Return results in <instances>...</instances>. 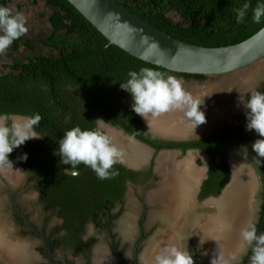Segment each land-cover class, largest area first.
<instances>
[{
    "label": "trees",
    "instance_id": "obj_1",
    "mask_svg": "<svg viewBox=\"0 0 264 264\" xmlns=\"http://www.w3.org/2000/svg\"><path fill=\"white\" fill-rule=\"evenodd\" d=\"M8 1L0 0V5L7 6ZM43 1L50 10L47 17L50 31L39 38V42L49 49V53L30 54L2 65L0 114H39L42 117L34 127L41 138L29 139L21 145L19 158L27 154V160L18 158V163L28 181L34 183L42 211L56 209V216L61 219L60 225L51 233L52 237L47 239L53 253L54 250L87 253L95 239L92 236L87 241L82 239L86 225L93 223L102 227L100 222L115 219L123 209L127 182L143 184L149 176L154 177L152 159L147 171L132 170L118 163L114 167L119 175L112 179H99L82 163L72 170L77 174L64 172L71 166L61 162L62 157L58 154L60 140L66 131L76 126L82 130L95 129L98 117L154 151L168 148L181 152L187 149L208 152L211 157L206 178L198 191V200L219 195L230 176L227 153L234 148L243 150L246 147L262 180L264 205V158L252 151L255 141L243 129L224 125L216 127L208 136L188 141L153 138L143 129V121L133 111V104L126 101L131 93L120 86L129 79L130 71L139 72L143 67L158 70L166 76L203 79L206 75L178 73L145 62L108 43L69 1ZM116 1L168 34L208 47L240 42L264 25V17L259 24L252 20V9L264 0ZM244 3H250L251 7L244 21L237 23L235 9ZM170 12L176 13L179 20H173ZM21 45L33 49L30 41L20 38L6 51H16ZM257 91L264 93V82ZM8 158L13 163L15 148ZM114 208H117L116 212H112ZM62 232L66 234L61 235ZM41 251L45 253L44 246ZM188 251L191 253L190 248ZM247 256L237 264H244Z\"/></svg>",
    "mask_w": 264,
    "mask_h": 264
},
{
    "label": "water",
    "instance_id": "obj_2",
    "mask_svg": "<svg viewBox=\"0 0 264 264\" xmlns=\"http://www.w3.org/2000/svg\"><path fill=\"white\" fill-rule=\"evenodd\" d=\"M69 1L78 11L83 15L85 19H87L107 40L108 43L114 44L129 54L154 65L163 67L167 70L178 72V73H191V74H203V75H225L229 79L234 80L236 85L232 87L233 97L237 100V96H239V89H247L255 84L257 79L264 78V25L257 30L254 34L247 37L246 39L234 43L221 45L216 47H208L204 45H196L193 43H189L187 41L181 40L177 37H174L167 32L159 29L148 21L144 20L140 16L128 10L122 4L118 3L116 0H67ZM136 29L135 32H130L129 29ZM143 35H148L153 37L160 45L159 49H149L147 45L141 43V37ZM233 98V99H234ZM223 99L220 98L217 105L207 106L206 109L210 110L205 112L206 122L202 125L201 131L198 133L191 134L185 137H170L164 136L159 133H156L154 130L150 129L142 116L141 119L143 121L144 127L147 128L150 133L154 137H160L163 139H172V140H185V139H196L201 137V135L209 132L207 131L206 123L210 119L216 118L215 116H219L220 113H225L230 111L231 109H239L241 107V101L235 102L236 104L229 103L225 109ZM206 105V104H205ZM235 106V107H234ZM218 108V109H217ZM21 118V117H29L22 115H10V118ZM121 134L123 130H119ZM125 136L132 140L134 143L138 145H142L145 147L149 154L145 156L143 161H140L139 164H133V162H129L128 159L132 158V152L128 147L122 149L124 156L123 162L121 163L126 168H130L133 170H143L146 169L150 165L151 156L154 153V149L149 145L125 134ZM20 147V146H19ZM18 147V148H19ZM161 151H169L174 154H180L179 150L174 149H161L157 153L159 154ZM199 150L197 149H187L183 156L176 160H181L187 154H197ZM200 152V151H199ZM154 158V167L153 170L157 174V179L154 184H151L150 187H153L152 190L148 192L147 201L148 204L152 207L150 211H148L149 216L151 218L159 217L162 223V227L158 229L156 234L152 236L151 239L148 240V246L143 253L145 264L148 263L145 253L150 250V247L154 246L156 238H160L163 233H165L166 229L171 231L173 235H175V239L179 240L180 231L183 228H187L192 236V238L196 241V246L200 250H205V243L201 239L198 234V227L202 224V217H206L208 215H212L215 213L211 206L210 202L218 203L227 188L230 184L231 179L233 177V165L235 162H239L240 165L246 167L255 183L252 186V190H250V195L248 198V203L251 208V202L253 198V193L256 190L257 179L255 176L252 167L247 164V162L243 159H236L235 155L227 156V164L230 170V176L228 182L223 186L219 195L217 196H209L203 200L197 201L196 195L200 189V185L202 180L205 178V173L203 171L202 176L195 184V193L192 197V205L188 210L182 209L179 213V217H176L174 220L172 217L168 215V208L165 203V198L163 197V192L157 190V181L160 180V175L157 170V156ZM133 164V165H132ZM75 172V171H73ZM76 173V172H75ZM129 200L132 201L131 198ZM13 207L16 209L18 214L23 219V224L29 227L34 233L38 234L43 242L44 248L46 251V258L48 260V264H72L66 262H57L53 259L51 248L43 234H40L29 222L26 216H24L18 209V207L12 202ZM196 206L200 205V207L208 208L204 213L198 212L196 213ZM195 207V208H194ZM249 208V209H250ZM158 211V212H156ZM251 210L249 211V213ZM133 215V214H132ZM132 215L127 217V223H130L132 219ZM173 226V227H172ZM172 228V229H171ZM127 231V230H126ZM131 237V235H128ZM139 242V241H138ZM12 243V242H11ZM241 243V241H240ZM240 243L238 248H236L232 253L239 250ZM23 245V244H22ZM25 245V251L27 252V246ZM136 247V246H135ZM100 250V249H98ZM133 262L131 264H135L136 257V249H134ZM116 253V251H114ZM228 253L226 257L230 254ZM204 254V253H203ZM203 254L201 255L199 261L200 264H203ZM118 256V255H117ZM28 254L24 261L13 263L9 261H5L6 264H27L28 263ZM148 260V259H147ZM95 264H114L113 257L110 254H106L102 249L96 252V256L94 259Z\"/></svg>",
    "mask_w": 264,
    "mask_h": 264
},
{
    "label": "clouds",
    "instance_id": "obj_3",
    "mask_svg": "<svg viewBox=\"0 0 264 264\" xmlns=\"http://www.w3.org/2000/svg\"><path fill=\"white\" fill-rule=\"evenodd\" d=\"M250 7V3H244L242 7L235 9L237 23L244 21ZM262 17H264V3H259L252 9V20L259 24ZM28 31L27 17L22 12H13L11 7L0 5V55H3L14 41L26 35ZM129 31L135 32L136 29L130 28ZM141 43L147 45L149 49L160 48L159 43L148 35L141 37ZM128 76L129 79L120 86L133 96V111L149 124L150 116L158 117L174 110L183 111L194 131L206 122L205 113L201 111L203 101L194 98L192 93L184 88L181 78L173 75L166 76L148 67L141 68L139 72L130 71ZM239 99L248 110L246 112L247 130H255L260 137H264V93L252 90L249 99L245 100L243 95ZM41 119L39 114H35L11 119L9 123L10 117L7 114H0V168L11 163L8 157L14 148L21 147L29 139L41 138V135L34 130ZM98 121L107 125L102 120ZM125 134L122 135L125 136ZM246 149V147L243 148V152L246 153ZM252 151L260 158H264V139H257L252 144ZM58 154L62 157L63 164L71 166L64 169L65 173L77 174L72 170L82 163L90 167L101 180L112 179L119 175V171L114 166L122 163L124 156L123 150L100 126L90 130H82L76 126L66 131L59 142ZM19 159L27 160V154ZM257 223L258 221L249 220L241 229L238 252L225 257L219 251L218 258L214 257L211 264H237L241 258L240 254L247 253L249 249L251 250L249 264H264V232L258 234ZM230 229L231 224H221V231ZM93 230L94 225L91 223L86 225V232L82 239L87 241L93 235ZM64 234L66 233H61V235ZM154 264H195V262L189 251L173 245L161 249L154 258Z\"/></svg>",
    "mask_w": 264,
    "mask_h": 264
},
{
    "label": "rangeland",
    "instance_id": "obj_4",
    "mask_svg": "<svg viewBox=\"0 0 264 264\" xmlns=\"http://www.w3.org/2000/svg\"><path fill=\"white\" fill-rule=\"evenodd\" d=\"M7 6L11 7L13 12H16V11L22 12L27 17V26L29 27V31L26 35L22 36L21 38L23 40L30 41L33 49L31 50L21 45L16 51H10V52L6 51L3 55H0V70H3V67H2L3 64L10 63L11 61H14V60L22 59L27 55L37 54V53L46 55L49 53V49L43 46L39 42V38L48 34V32L50 31V25L47 20L50 10L49 8L45 6L44 1L43 0H35V1L33 0H9L7 2ZM169 16L173 20H179V16L174 12H170ZM173 76H176L183 80L184 88L187 91L191 92L194 98L202 96L204 106H205L204 111H203L204 113H205V110H207L206 112L209 111L208 109H205L206 106L217 105L220 98L223 99L222 101L224 102V105H225L223 109L227 107L228 103L230 107L232 108L230 103L236 104L235 102H239L240 101L239 98L242 95L244 96L246 100L247 92L253 89L255 85L261 79H264V78L257 79L255 84H253V86H251L250 88L241 89V90L239 89L238 91L239 96H237V100H236L232 96L233 95L232 87L233 85H236V83L234 82V80L229 79L225 75H206V77L203 79L187 78V77L178 76V75H173ZM126 101H129L132 104H134L133 96L130 95L126 99ZM247 111L248 110L244 107L243 102H241V107L239 109H236V110L231 109L230 111H227L223 114L220 113L219 116L216 115L215 116L216 118L214 119H211V120L209 119L206 123L207 131L214 127H220L221 124H223L230 118L231 119L233 117L237 118L239 117V115L241 116V113L246 114ZM16 118H13V119H16ZM98 120H102L106 124H107V121L101 117H98L96 119L97 125L100 126L103 130L104 128L107 129V126H108V129L109 128L111 130L114 129L113 127H110L108 124L105 127L104 124ZM217 123H219L218 124L219 126L217 125ZM242 125L243 127H245L244 128L245 131L252 138L256 140L261 139V137H259V135L256 132L247 130V123H243ZM33 139H38V138H33ZM19 155H20V147L19 148L17 147L15 148V159L13 163L8 167L3 166L2 168H0V224L1 226H4L7 229L6 230L7 234H5L4 236L7 240L9 239L8 241H11L12 243L27 244L26 246H27V252H28V257H29L28 259L29 264H41L44 261V259H43V256H41L39 250L37 249L38 241L37 239L32 238L30 235L24 234L21 232V229L26 228V227H24V225H22L19 222L17 213L15 212L16 209L14 210L13 205L11 203V200H12L14 204L16 203L17 207L19 208L20 211H22V213H27L34 225L41 226L46 214L43 213L42 209L39 206L38 198H37L38 193L34 187V183L32 181H28L26 173L24 172V170L18 163ZM227 155H235L237 160L243 159L247 162V164L253 167L251 156L247 152L246 153L243 152V150L240 148H234L230 150L227 153ZM171 156H173L172 159L173 158L175 159L168 161L167 163L169 164L176 161V159L181 158L183 155L180 153V154H175V156L174 155H171ZM155 157L156 155L152 154L151 159L153 160V164H154ZM208 159H209L208 155H206L202 151L200 152L198 151L197 155L194 154L192 163H194L198 168H201L202 173L203 171L205 173L207 170V160ZM14 172L19 173V178L13 181L9 179V174L14 173ZM152 178L155 179L156 177H152ZM154 182L155 181L153 180L152 184H154ZM152 189L153 187L147 186V188H145L144 190L145 191L144 201H146V204L148 205V211H150L152 207L148 204L147 195H148V192ZM257 191L258 189H256L253 193V198H252L251 208H250L251 212L249 213L248 221L249 220L255 221V217L257 216V212L259 209V206H258L259 197H258ZM141 193H142V188L139 186L135 188L128 186L126 189L123 209L115 217L114 226L112 227V230L116 231L117 233H121V235H123V237L126 238V239L123 238L122 240L134 242V240L137 237V234H138L137 222L140 220V215L143 209L141 207L140 200H139V195H141ZM129 198H131L132 201L129 200ZM196 199H197V195H196ZM197 201H200V200L197 199ZM195 207L194 208L196 209L197 214L198 212L204 213L208 209L206 207L202 208L200 207V205L198 206L195 205ZM116 210L117 208H114L112 212H116ZM129 215H132V219L130 220V223H127V217ZM151 219H152V222L151 223L147 222L145 226L146 231H148L149 237L143 242V245L141 247V253L143 252L144 249L147 248L148 240L151 239L152 236L156 234L158 229L162 227L160 216L151 218ZM49 221L50 222L47 228L52 227L53 225L56 224V222L59 223L58 221L52 220V219H50ZM91 224L94 225L92 237H94L95 239L93 257L95 258L96 252L100 251L101 249L105 251L106 254H108L107 252L108 249L106 247V238L104 237L105 231L103 230V227H100V226L97 227L95 224L93 223ZM85 232H86V228H85ZM128 235H131V237ZM196 245H197L196 241L192 238L189 230L187 228H183V230L180 231L179 247L182 250H187V251L190 248L191 253L196 255V258H195L196 261H194L195 264H200L199 259L201 255L204 253L203 254V259H204V255H206L205 253H207L206 251L208 249L206 251L205 250L203 251V250H200ZM54 254L57 257L68 258V259L74 258L73 254L70 252L56 250ZM243 254L244 253L240 254L241 258ZM127 256L129 257V254H127ZM74 260H76L77 262H82L83 258L75 257ZM0 264H6L3 258H0Z\"/></svg>",
    "mask_w": 264,
    "mask_h": 264
},
{
    "label": "bare ground",
    "instance_id": "obj_5",
    "mask_svg": "<svg viewBox=\"0 0 264 264\" xmlns=\"http://www.w3.org/2000/svg\"><path fill=\"white\" fill-rule=\"evenodd\" d=\"M200 97L197 98L203 101L202 96ZM204 107L203 102L201 104V111H204ZM206 111L207 110H205V112ZM149 121L150 124L147 120H145V123L150 129L154 130L156 133L170 137H185L183 135H187L191 132L198 133L202 128L204 129V126H202L203 123L194 131V129L190 127L189 121L184 116L183 111L180 110L164 113L158 117L150 116ZM107 134L119 148L124 149L128 147L130 149L133 154L132 158L128 160L129 162H133V164H139L140 161H143L145 156L149 154V151L145 147L127 139L121 132L109 129ZM162 153L158 157V167H161L160 171H162L164 178L156 189L163 192V197L165 198V203L168 208V215L174 220L176 217H179V213L182 209L186 211L191 208L192 197L195 193V184L201 177L202 170L192 163L194 154H187V157L184 156V158H182L184 160L179 163L172 162L169 164L167 162L172 160V156L168 153ZM18 178L19 173L17 172L9 174L10 180L14 181ZM253 185H255V183L249 170L240 165L239 162H235L233 165V177L220 201L218 203L210 202L211 206L215 207L213 208L215 213L202 217V224L198 227V234L204 241L206 250L208 249L206 251L207 253H205L206 255H204V259L202 257L203 264H211V260L214 257L218 258L219 251L226 257L228 253H232L238 248L241 241V229L246 226L249 218L250 206L248 198ZM223 223L231 224V229L228 231H221V224ZM167 229L162 236H159L160 238H156L153 246L155 248L153 249L151 246L150 249L152 248V250H148V252L150 251L149 253L146 251L145 255L148 260L146 258L145 260L148 261V263L154 264L155 256L164 247L173 245L179 247V240L175 239V235ZM6 230L7 229L0 224V258L13 263L24 261L27 257L24 243L22 245L20 243H11V241H8L9 239L7 240L4 236L7 234Z\"/></svg>",
    "mask_w": 264,
    "mask_h": 264
},
{
    "label": "flooded vegetation",
    "instance_id": "obj_6",
    "mask_svg": "<svg viewBox=\"0 0 264 264\" xmlns=\"http://www.w3.org/2000/svg\"><path fill=\"white\" fill-rule=\"evenodd\" d=\"M264 82V79H261L253 89H251L250 91L247 92L246 94V100L248 99V94L252 91V90H257V89H260L261 86H262V83ZM10 117V116H9ZM11 119V118H10ZM243 123H248V120H247V116L246 114H243L241 113V116L239 115V117H233L232 119L230 118L229 120H227L226 122H224L223 124H221L220 127L224 126V125H230L231 128H241L243 129L244 132L245 131V127H243ZM97 124V123H96ZM107 124L110 126V127H114L116 129H121V128H118L114 125H112L111 123L107 122ZM219 123H217L218 125ZM98 126V125H97ZM105 126V125H104ZM219 126V125H218ZM106 127V126H105ZM143 127H144V124H143ZM104 128V127H103ZM110 129V128H109ZM108 129V126H107V129L104 128V130L107 131L109 130ZM113 129V128H112ZM116 129H113L116 131ZM145 131H147V133L153 137V138H157L159 140H166V141H179V140H172V139H163V138H160V137H154L149 131L147 128H143ZM215 129L216 127L212 128V129H209L210 131L206 134H203L201 135V137H198L196 139H199V138H202V137H205V136H208L209 134H211L212 132H215ZM255 132V130H252ZM117 132H120V131H117ZM126 133V132H124ZM247 133V132H246ZM127 134V133H126ZM189 134H194V132H191ZM187 134V135H189ZM248 134V133H247ZM129 135V134H128ZM187 135H183V136H187ZM249 135V134H248ZM130 136V135H129ZM250 136V135H249ZM132 137V136H131ZM174 137H181V136H174ZM251 137V136H250ZM260 137V136H259ZM252 138V137H251ZM254 139V138H253ZM261 139H264V137H261ZM188 140H192V139H185V140H180V141H188ZM254 141H256V139H254ZM161 149H168V148H161ZM159 149V150H161ZM154 151V155H157L158 151ZM174 150H179L181 152L180 149H174ZM199 151H202L204 152L206 155H208L209 159H210V154L204 150H200V149H197ZM186 151V150H185ZM148 152V151H147ZM164 152V153H169L170 155H174L172 152H169V151H161L158 156H157V170L159 171V175H160V180L157 181V187L161 184V182L163 181V174H162V171H160V168L161 167H158V157L159 155ZM162 153V154H164ZM181 154H184V152H181ZM189 155V154H188ZM228 156V155H227ZM173 157V156H172ZM187 157V156H186ZM184 158V157H183ZM175 159V158H174ZM209 159L207 160V163L209 161ZM217 159V158H216ZM173 160V159H172ZM183 160V159H181ZM181 160H177V161H181ZM151 162V160H150ZM175 163V162H174ZM153 167H154V164H153ZM153 167L151 168V171L152 173L154 174V177H156L155 179L152 178V176H149L147 178V181L145 183H141V184H136V183H132L130 181L127 182V186H126V189L128 186H131L132 188H135V187H141L142 188V193L141 195H139V200H140V204H141V207L143 208L142 209V212H141V215H140V220L137 222V229H138V234H137V237L136 239L134 240V242H130V241H127V240H122L123 238L126 239L125 237H123V235H121V233H117L116 231L112 230V227L114 226V219L112 220L111 218L107 219V221L104 223V222H100V224H102V227H103V230L105 231V238H106V247H107V252L108 254H110L112 257H113V260H114V264H131L133 262V255H134V249H136V257H135V264H145V261H144V257L142 256L143 253H144V250L143 252L141 253V247L143 245V242L149 237L148 235V231H146V223L148 222H152V219L151 217L149 216V213H148V205L146 204V201H144V193H145V188H147V186L149 187L153 180L155 181L158 177H157V174L154 172L153 170ZM252 167V166H251ZM198 168V167H197ZM149 169V166L146 168V169H143V170H148ZM201 169V168H199ZM133 170V169H132ZM202 170V169H201ZM207 170H208V165H207ZM207 170L205 172V175H207ZM252 170L254 171L255 173V176H256V179H257V185H256V189H258V197H259V200H258V206H259V209H258V212H257V216L255 217V221H258L257 225H258V234L260 232H264V205H263V199H262V192H263V186H262V180H261V177L260 175L257 173L256 169L254 168V166L252 167ZM202 172H201V176H202ZM206 178V176H205ZM204 178V179H205ZM151 183V184H150ZM198 195V193H197ZM13 196V195H12ZM209 197V196H208ZM37 198H38V194H37ZM207 198V197H206ZM198 199V197H197ZM205 199V198H204ZM203 200V199H202ZM16 205V203H15ZM17 206V205H16ZM14 208V207H13ZM19 209V208H18ZM15 210V208H14ZM20 211V210H19ZM15 212L17 213V216L19 217V222L23 224V219L22 217L18 214V212L15 210ZM22 213V211H20ZM147 212V214H146ZM43 213L46 214L45 218L43 219V222L41 224V226H36L32 223L31 219L29 218V215L27 213H22L24 216L27 217L28 219V222L40 233V234H43L46 238V240L50 237H52L51 233L54 231V229H56L60 223H61V219L57 218L56 216V209H52V210H49V211H43ZM52 219V220H56L58 221L59 223H57L56 221V224L53 225L52 227L50 228H47L48 227V224H49V220ZM24 227L26 228H23L21 229V232L24 233V234H28L30 235L32 238H35L37 239L38 241V244H37V249L39 250L41 256H43V259L44 261L41 263V264H48V260L46 258V251L45 253H43L41 251V247L44 246V242L42 240V238L34 233L29 227H27L26 225H24ZM129 238V237H128ZM139 241V242H138ZM136 246V247H135ZM155 247H153L154 249ZM152 250V248L150 249V251ZM116 251V253L114 252ZM149 251V252H150ZM148 252V253H149ZM54 253H55V250H54ZM52 252V256H53V259L57 262H66V263H72V264H93L94 263V243L92 244V246L90 247L89 251L87 253L85 252H79V253H76V254H73V257H81L83 258V261L82 262H77L76 260H74V258H71V259H58V257ZM147 253V254H148ZM127 254H129V257L127 256ZM118 255V256H117ZM248 255V256H247ZM246 261L244 264H249V258L251 256V250L249 249L247 251V253H244L242 258L246 257ZM196 255H194V260L196 261ZM241 258V260H242ZM57 259V260H56ZM62 260V261H60ZM240 260V261H241ZM239 261V262H240ZM238 263V262H237ZM29 264V263H28Z\"/></svg>",
    "mask_w": 264,
    "mask_h": 264
},
{
    "label": "crops",
    "instance_id": "obj_7",
    "mask_svg": "<svg viewBox=\"0 0 264 264\" xmlns=\"http://www.w3.org/2000/svg\"><path fill=\"white\" fill-rule=\"evenodd\" d=\"M168 154H169V153H168ZM185 158H186V157H185ZM183 160H184V159H183ZM183 160H181V161H183ZM174 162H178V163H179L180 161H177V160H176V161H174ZM27 254H28V253H27Z\"/></svg>",
    "mask_w": 264,
    "mask_h": 264
}]
</instances>
